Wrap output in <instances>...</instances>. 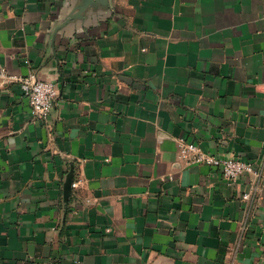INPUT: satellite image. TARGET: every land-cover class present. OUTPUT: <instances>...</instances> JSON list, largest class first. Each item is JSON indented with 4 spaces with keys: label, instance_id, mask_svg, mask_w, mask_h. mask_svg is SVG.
Listing matches in <instances>:
<instances>
[{
    "label": "crops",
    "instance_id": "0c3cea01",
    "mask_svg": "<svg viewBox=\"0 0 264 264\" xmlns=\"http://www.w3.org/2000/svg\"><path fill=\"white\" fill-rule=\"evenodd\" d=\"M0 69V264H264V0H0Z\"/></svg>",
    "mask_w": 264,
    "mask_h": 264
},
{
    "label": "built area",
    "instance_id": "2783aa9c",
    "mask_svg": "<svg viewBox=\"0 0 264 264\" xmlns=\"http://www.w3.org/2000/svg\"><path fill=\"white\" fill-rule=\"evenodd\" d=\"M5 74L4 69H0V77H5ZM17 80L22 93L29 99L33 112L40 118H47L58 93L55 84L49 80L40 79L34 74L18 77ZM180 152L184 158L191 161H203L219 167L224 177L231 181L251 171V165L240 158L206 155L200 152L194 143H181ZM72 185H77V182H73ZM243 197L247 198L248 193H245Z\"/></svg>",
    "mask_w": 264,
    "mask_h": 264
},
{
    "label": "water",
    "instance_id": "95a60500",
    "mask_svg": "<svg viewBox=\"0 0 264 264\" xmlns=\"http://www.w3.org/2000/svg\"><path fill=\"white\" fill-rule=\"evenodd\" d=\"M70 181H71V180H70ZM70 181H69V186L71 185V184H70V183H71Z\"/></svg>",
    "mask_w": 264,
    "mask_h": 264
}]
</instances>
